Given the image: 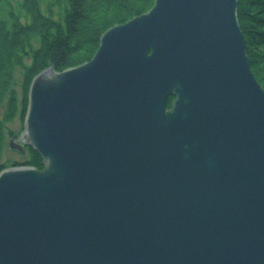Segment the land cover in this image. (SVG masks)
Wrapping results in <instances>:
<instances>
[{"label": "water", "instance_id": "1", "mask_svg": "<svg viewBox=\"0 0 264 264\" xmlns=\"http://www.w3.org/2000/svg\"><path fill=\"white\" fill-rule=\"evenodd\" d=\"M237 5L155 0L33 79L9 146L44 169L0 171V264H264V89Z\"/></svg>", "mask_w": 264, "mask_h": 264}, {"label": "trees", "instance_id": "2", "mask_svg": "<svg viewBox=\"0 0 264 264\" xmlns=\"http://www.w3.org/2000/svg\"><path fill=\"white\" fill-rule=\"evenodd\" d=\"M155 0H22L21 14L9 11L0 18V157L5 141V124L17 113L24 121L28 92L33 79L52 69L60 73L89 62L97 52L101 36L115 25L146 13ZM1 2V0H0ZM243 34L249 67L264 89V0H238L236 12ZM21 72L20 90L14 87L15 71ZM173 98H169L167 109ZM11 166L44 169L41 157L24 148ZM7 164L0 162V171Z\"/></svg>", "mask_w": 264, "mask_h": 264}, {"label": "rangeland", "instance_id": "3", "mask_svg": "<svg viewBox=\"0 0 264 264\" xmlns=\"http://www.w3.org/2000/svg\"><path fill=\"white\" fill-rule=\"evenodd\" d=\"M21 1L22 0H1L0 18L6 21H10L9 11L12 10L15 12V14L20 13L21 20L24 21V15H22L23 10L19 6V3ZM44 4H45V0H43L42 2V10L45 7ZM20 78H21V72L19 69H17L15 71V76H14V87L17 91L20 90L19 88ZM0 117H1V110H0ZM23 130H24V121L22 123V121L20 120L19 113L16 114L15 118L11 122H7L5 124V141H4V146H3V150L1 153V157H0V162L4 164L6 163L7 164L6 168L12 167L11 164L8 162L9 160H17L23 156V154H20V152H18L17 150L15 151L11 149L9 146L10 139L14 135H17V138H19Z\"/></svg>", "mask_w": 264, "mask_h": 264}, {"label": "bare ground", "instance_id": "4", "mask_svg": "<svg viewBox=\"0 0 264 264\" xmlns=\"http://www.w3.org/2000/svg\"><path fill=\"white\" fill-rule=\"evenodd\" d=\"M237 19H238V18H237ZM241 33H242V32H241ZM242 35H243V34H242ZM245 53H246V52H245ZM24 148H25V147H24ZM15 151H16V150H15ZM24 153H25V151H24ZM24 153H23V154H24ZM20 154H21V153H20ZM23 166H25V165H23Z\"/></svg>", "mask_w": 264, "mask_h": 264}]
</instances>
